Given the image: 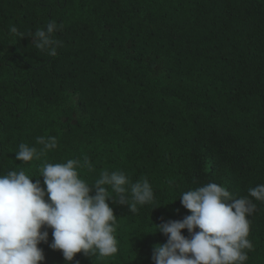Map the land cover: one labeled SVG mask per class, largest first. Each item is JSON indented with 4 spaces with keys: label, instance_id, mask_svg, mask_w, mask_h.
Listing matches in <instances>:
<instances>
[{
    "label": "trees",
    "instance_id": "trees-1",
    "mask_svg": "<svg viewBox=\"0 0 264 264\" xmlns=\"http://www.w3.org/2000/svg\"><path fill=\"white\" fill-rule=\"evenodd\" d=\"M52 22L55 56L34 44ZM42 136L56 148L16 159ZM68 159L91 163L90 185L117 171L154 192L135 212L109 200L117 254L72 264H153L167 242L154 225L190 215L178 199L208 183L255 205L245 264H264V202L249 195L264 184V0H0V175L24 170L47 200L40 166ZM47 231L43 264H67Z\"/></svg>",
    "mask_w": 264,
    "mask_h": 264
},
{
    "label": "clouds",
    "instance_id": "clouds-1",
    "mask_svg": "<svg viewBox=\"0 0 264 264\" xmlns=\"http://www.w3.org/2000/svg\"><path fill=\"white\" fill-rule=\"evenodd\" d=\"M56 29L52 22L34 34L35 46L50 56L57 54L51 37ZM37 143L42 145L40 150L20 144L16 159L40 160L57 146L51 136L38 137ZM84 167L91 168L87 159L43 163L39 171L47 200L45 188L39 181L33 183L24 170L0 175V264H43L45 255L39 245L48 241L47 229L52 230L50 247L61 251L67 264L78 253L104 258L117 254V217L109 200L118 199L135 212L137 204L154 201L152 186L147 179L130 184L127 175L117 171H103L90 185L78 171ZM129 190L132 204L127 201ZM249 195L264 202V184L250 188ZM178 200L190 215L154 225L155 233H162L167 242L154 247L153 264H245L246 250L253 248L248 239V217L255 209L251 200L235 198L216 183L185 191ZM185 229L190 238L182 235Z\"/></svg>",
    "mask_w": 264,
    "mask_h": 264
}]
</instances>
